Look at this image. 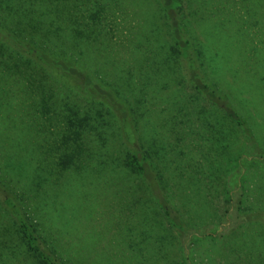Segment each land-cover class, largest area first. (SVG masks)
Returning <instances> with one entry per match:
<instances>
[{
    "label": "rangeland",
    "instance_id": "1",
    "mask_svg": "<svg viewBox=\"0 0 264 264\" xmlns=\"http://www.w3.org/2000/svg\"><path fill=\"white\" fill-rule=\"evenodd\" d=\"M261 3L183 0V16L189 35L200 42H207L211 26H215L211 34H222L223 42L211 39L206 44L218 50V62L211 61V69L219 72L220 87L248 120L264 151V18L249 10L252 5L262 14ZM106 7L108 12L99 16L101 34L83 51L85 68L98 71L102 82L129 104L135 145L142 150L144 138L156 170L169 179L168 197L190 228L203 229L206 236L177 239L151 203L149 183L121 167L125 135L119 110L114 114L100 105L91 112L99 131L91 133L89 146H84L93 152L91 159L61 169L56 114L51 120V111H39L43 103L36 102L40 96L35 87L30 90L27 83L26 88L18 78L9 82L1 74L0 90L5 94L0 96V156L9 173L6 152H17L16 147L27 151L16 164L14 180L26 214L39 225L43 243L66 264H264V255L259 254L264 251V227L243 226L238 218L264 212V159L257 158L240 133L234 155L226 154L218 140L216 146L217 136H229V123L219 117L217 125L209 105L194 98L182 67L169 63L166 41L171 37L153 0L113 1ZM250 22L260 25L249 28ZM225 36L229 42H224ZM255 46L260 51H242ZM56 78L60 82L52 80L55 91L65 94L67 89V93L71 86ZM76 105L93 106L84 99ZM59 106L54 103V110ZM60 113L58 118L66 111ZM168 129L170 135L160 145L144 135L156 132L159 141ZM47 148L51 173H40L37 165L46 162ZM240 197H244L242 213L237 209ZM0 254V264H32L17 254L4 255L1 246Z\"/></svg>",
    "mask_w": 264,
    "mask_h": 264
},
{
    "label": "trees",
    "instance_id": "2",
    "mask_svg": "<svg viewBox=\"0 0 264 264\" xmlns=\"http://www.w3.org/2000/svg\"><path fill=\"white\" fill-rule=\"evenodd\" d=\"M113 1L125 2V0H0V78L3 74L9 82L11 79L13 82H18V78L20 81H25L23 86L26 88L27 83L30 90L35 87V92H38L40 96V101L36 102L43 103L39 111L43 114L51 111V120H53V114H56L60 123L58 136L62 140V146H60L62 155L57 150L55 152L61 156L57 163L61 169L67 170L72 165L91 159L89 153L93 154V152L85 149L84 146H89L91 133L95 131L99 134L98 129L94 128L91 112L98 109L100 105L106 106L114 114L119 110L120 130L125 135L122 140L125 153L121 160V167L143 183H149L151 203H154L155 208L161 211L170 229L176 232L177 239L182 242L188 237L196 239L204 237L205 231L190 228L168 197V191L165 188L169 179L164 180L161 173L156 170L150 151L147 147L146 150L144 148V138L142 137L144 145L142 150L135 145L132 126L134 118L131 116L129 104L119 99L113 89L102 82L103 80L97 75L98 71L95 70L92 73L85 68L83 51L95 43L97 34H101L100 29H97L98 23L102 20L99 16L108 12L109 8L106 5ZM257 1H262L261 4L264 2V0H249L251 4ZM153 2L158 6L159 16L166 20V31L171 37V41H166V52L170 56L169 63L173 62L182 67L187 85L194 91V98L209 105L216 115L217 125L221 123L219 117L229 123V136L226 138L224 135L217 136L216 146L219 145L218 140L226 154L234 155L237 151L236 137L240 133L249 149L259 160H263L264 151L259 149L251 125L230 102L224 88L220 87L219 72L211 69L213 67L210 64H213L212 62L216 64L218 60L216 57L218 50H213L211 45L208 48L206 44L207 42L209 44L211 39L223 42L222 34L220 32L211 34V30L215 27L211 26L206 38L207 42H200L198 37L189 35L190 32L186 28L183 0H153ZM253 9L264 18V10L261 14V11L251 5L249 10ZM255 25L259 26L260 23L250 22L249 28ZM226 38V36L223 38L224 42H229ZM245 42L248 41L245 40ZM241 44L243 45V41ZM224 45L227 51H232L225 43ZM229 45L232 46V43ZM247 49L242 51H260L258 46L252 50ZM211 51L216 53L211 55ZM55 77H60L62 82L71 86L68 87L67 93L66 89L65 98L62 96L65 94L55 91L52 85V80L60 82ZM121 90L120 88L119 91ZM3 94L5 91L0 90V96ZM81 96L84 98H80ZM83 99L85 103L93 106L78 107L76 104ZM54 103L60 104L55 110ZM63 109L66 111L65 115L58 118L62 115L60 111ZM165 126L170 128L169 124ZM168 131V135L163 136L159 141L155 138L156 132L147 135L148 131H145L144 135L149 142L153 140L154 145H160L170 135L171 130L168 129ZM16 149L17 152L15 149L6 152V154L9 153L6 158L10 156L9 173L4 168L3 155L0 156L1 251L6 256L17 254L32 264H66L59 259L54 248L49 249L45 246L39 225L34 223L25 212L23 199L18 192V183L14 180V171L18 172L16 164L21 158H26L22 156V153L27 151L18 147ZM45 153L44 155L48 158L46 162L42 161L37 165V170L40 173H51V149L47 148ZM243 200L244 197H240L237 202L239 213L243 211L241 208ZM243 214L238 215L241 225L264 227V212ZM209 238L214 239L213 236ZM263 252L259 254L264 255Z\"/></svg>",
    "mask_w": 264,
    "mask_h": 264
}]
</instances>
